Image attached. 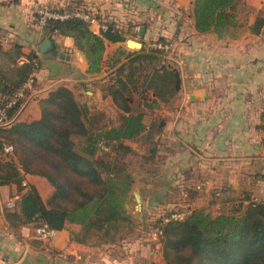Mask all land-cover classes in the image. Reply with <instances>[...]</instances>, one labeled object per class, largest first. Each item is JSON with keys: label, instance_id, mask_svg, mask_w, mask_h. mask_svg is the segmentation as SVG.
<instances>
[{"label": "crops", "instance_id": "1", "mask_svg": "<svg viewBox=\"0 0 264 264\" xmlns=\"http://www.w3.org/2000/svg\"><path fill=\"white\" fill-rule=\"evenodd\" d=\"M173 2L170 8L166 0H0V50L20 45V63L51 35L34 23V12L41 4L56 8L85 5L96 17L89 25L94 32L98 33L99 23L108 19L125 37L123 42L106 40L101 72L88 74L73 39L52 35L64 57H39L35 84L13 120L38 118L39 99L59 85L69 88L91 112L117 110L102 91L124 61L123 56L115 61L114 54L120 49L138 51L128 48L129 38L140 37L144 48L150 41L165 37L171 42V51L162 62L176 69L179 87L153 108L162 116L157 140L168 156L164 163L175 165V175L168 177L167 189L162 190L164 195L175 197L176 204L212 214L215 205L218 213L227 211L229 203L232 208L240 202L261 201L264 23L258 32L253 31V25L256 17L264 16V0H241L247 9L235 14L234 26L221 37L214 31H196L190 17L193 0ZM141 26L145 27L143 36L139 35ZM148 93V98L153 97L151 91ZM3 159L6 156L0 153V161ZM30 185L44 202L52 191L49 183L36 175L24 174L20 183L0 182V264H59L54 258L56 251L66 253V264H165L161 244L151 235L144 204L140 221L113 238L98 231L86 233L81 225L67 223L56 230L52 242L40 239L33 224L13 222L6 207Z\"/></svg>", "mask_w": 264, "mask_h": 264}, {"label": "trees", "instance_id": "2", "mask_svg": "<svg viewBox=\"0 0 264 264\" xmlns=\"http://www.w3.org/2000/svg\"><path fill=\"white\" fill-rule=\"evenodd\" d=\"M166 1L174 7L173 0ZM45 5L58 10L78 7ZM81 7L92 13L90 7ZM246 9L241 0H193L190 17L197 32L214 31L221 37L234 26L235 14ZM34 23L38 25L36 12ZM105 23L108 29L98 33L80 18L48 20L43 27L51 35L72 38L84 56L87 73L97 74L103 66L105 41L125 40L112 21L107 19ZM263 23L264 16L256 17L253 31L258 32ZM152 41L171 44L165 37ZM163 54L161 49L150 47L120 49L114 54L115 61L120 56L124 61L117 65L116 76L102 91L120 113L116 125L93 123L94 112L63 85L39 99L40 116L36 119L13 120L28 91L23 99L6 108L8 122L0 125V153L6 156L0 161V182L20 183L24 174H30L43 177L52 188L45 202L34 186L23 191L15 200V208L8 212L13 222L55 230L75 223L86 233L98 231L106 238L137 223L129 207L136 179L120 157L132 151L127 141L142 140L155 126L137 110L135 98L144 102L145 93L151 91L153 97L143 105L153 109L158 100L166 101L179 87L176 69L156 66ZM19 55L18 44L0 50V104L4 106L31 75L35 84L41 66L35 51L21 63ZM145 65H150L151 71L142 75ZM261 120L264 122V112ZM261 129L264 132V124ZM100 143L109 151H100ZM4 145L12 146L11 154L3 151ZM168 205L161 207L151 223L152 227H160L158 241L165 264H264V199L240 202L217 214L189 206L171 209ZM183 209L188 210L183 220L163 221L171 211Z\"/></svg>", "mask_w": 264, "mask_h": 264}, {"label": "rangeland", "instance_id": "3", "mask_svg": "<svg viewBox=\"0 0 264 264\" xmlns=\"http://www.w3.org/2000/svg\"><path fill=\"white\" fill-rule=\"evenodd\" d=\"M135 38H137L135 40L141 41L140 37H135ZM132 50H141V49L135 48ZM164 55L166 54L162 55V58L158 61L156 65L157 67L166 66V63L162 62L163 60H165ZM143 67L144 68L141 71L142 75L147 74L148 72L151 71L150 65H145ZM169 67L173 68L171 66ZM82 95L79 94V98H83ZM149 95H150L149 93H145L146 98L144 99V102L149 103V101L147 102ZM135 99H136L135 107L137 108V110L144 113L146 122L153 120V122H155V126L153 128L151 127V129L143 135L142 140L133 139L127 141L126 143H128L131 146L132 151L123 154V156L120 157L121 158L120 160L127 165L129 171L132 173V175H134L136 179L139 178L137 184L134 186L132 193L129 197V207L132 209V212L136 217V222H138L140 221L139 213L140 211H142L141 206H143L144 204L145 206L144 211L148 213V220L150 224L149 229H150L152 227L151 223L155 218H157L158 213L161 211V207L168 204H172L167 206L171 209H176L180 207L184 208L186 206H183V204H176L175 202L177 200H175V197L164 195V192L162 191L164 189H167L166 184H169L167 183V179H169L168 177L175 175V170H174L175 165L164 163V161L166 160L165 157L168 156L167 153L162 148V146L160 145L159 139L157 140V137L161 136V132L158 131L161 125L160 126L158 125L160 122L162 123V116H160V114H155L156 113L155 110L151 108L148 107L145 108L143 105L144 103L143 100L139 101L137 98ZM119 115L120 113L118 109L117 110L107 109L105 113L100 111H96V112L94 111V115L92 116V121L96 125H100V124L116 125L120 121ZM137 190L140 193L141 201H138L134 196V191ZM235 193L238 194L237 191ZM236 194H232L231 196H234ZM148 201H152L153 204H148ZM168 201H171V203H169ZM226 209L227 211L231 209V203L227 204ZM8 210H12V209H8ZM215 210H216V205L213 206L212 211L215 214H217ZM126 231H128L127 227L121 230V232L123 233H125Z\"/></svg>", "mask_w": 264, "mask_h": 264}, {"label": "built area", "instance_id": "4", "mask_svg": "<svg viewBox=\"0 0 264 264\" xmlns=\"http://www.w3.org/2000/svg\"><path fill=\"white\" fill-rule=\"evenodd\" d=\"M37 15V22L39 26H44L45 23L48 20H66L69 18H80L90 24H93L96 22V17L84 9L81 6H78L74 9L70 10H58L53 9L45 4L39 5L36 10ZM106 21H102L99 23V31H105L108 29V25L105 23ZM148 47L150 48H159L161 49L164 54H167L171 51V44L169 43H161L157 41H152L149 43ZM165 56V55H164ZM33 83V76L31 75L28 80L16 91V93L13 95L11 100L7 103L6 106L0 104V125L6 124L8 122L7 118V110L6 108L8 106H11L15 104L20 99H23L25 97L26 92L31 88ZM99 150L100 151H109L108 147L104 144H99ZM3 151L7 154H11L13 151V148L11 145H4ZM15 200L16 197L12 198L10 201L6 203V207L8 209H14L15 208ZM188 214V210H177V211H171L166 216L163 217V221H171V220H183L186 215ZM35 234L40 239H44L46 241L52 242L56 235L55 229H50L47 226H40L35 229ZM151 235L159 239L161 235V230L159 226L151 227ZM54 258L59 260V264H66V253L63 251H56L54 253Z\"/></svg>", "mask_w": 264, "mask_h": 264}, {"label": "water", "instance_id": "5", "mask_svg": "<svg viewBox=\"0 0 264 264\" xmlns=\"http://www.w3.org/2000/svg\"><path fill=\"white\" fill-rule=\"evenodd\" d=\"M144 30L145 27L141 26L139 28V35L143 36L144 35ZM126 45L128 46V48L131 49H141L143 47V44L141 41H137L135 39H127L126 40ZM36 54L38 55V57L40 58H45L48 56H52V55H59L60 57H64L63 53H60V46L57 42L54 41V39L52 38V35H48L37 47L36 50ZM134 196L136 197V199L138 201H140V196L138 194L137 191H134ZM140 208V205H139Z\"/></svg>", "mask_w": 264, "mask_h": 264}]
</instances>
